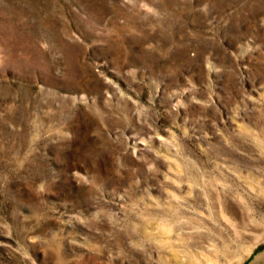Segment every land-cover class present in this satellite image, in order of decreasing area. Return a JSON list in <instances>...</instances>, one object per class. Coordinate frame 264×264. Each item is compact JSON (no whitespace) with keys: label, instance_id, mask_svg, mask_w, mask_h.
I'll list each match as a JSON object with an SVG mask.
<instances>
[{"label":"rangeland","instance_id":"374dc122","mask_svg":"<svg viewBox=\"0 0 264 264\" xmlns=\"http://www.w3.org/2000/svg\"><path fill=\"white\" fill-rule=\"evenodd\" d=\"M263 262L264 0H0V264Z\"/></svg>","mask_w":264,"mask_h":264},{"label":"bare ground","instance_id":"6f19581e","mask_svg":"<svg viewBox=\"0 0 264 264\" xmlns=\"http://www.w3.org/2000/svg\"><path fill=\"white\" fill-rule=\"evenodd\" d=\"M263 252V251H262ZM260 256V255H259ZM263 258V257H262ZM264 263V262H263Z\"/></svg>","mask_w":264,"mask_h":264}]
</instances>
